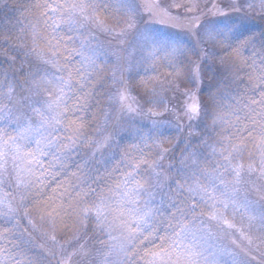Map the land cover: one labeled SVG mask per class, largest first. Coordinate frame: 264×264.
Masks as SVG:
<instances>
[{"label":"rangeland","instance_id":"obj_1","mask_svg":"<svg viewBox=\"0 0 264 264\" xmlns=\"http://www.w3.org/2000/svg\"><path fill=\"white\" fill-rule=\"evenodd\" d=\"M57 1L45 12L43 9L39 13L36 7L33 14L24 11L27 18L31 17L30 24L21 15L23 26L17 31L33 33H30L28 44L14 41V46L32 61L34 74L23 89L15 91L12 85L0 88V201L4 202L0 204V219L13 230L19 244L28 249L32 263L126 264L132 248L136 243L141 245L143 236L152 227L157 209L176 205L178 208L177 197L183 190L191 199L195 195L193 200L201 204L203 213L184 225L176 238H170L172 247L166 248L167 252L185 253L193 264H264L263 145L258 144L257 152L245 157L247 153L242 147L222 149L212 140H194L195 150L184 155L177 166L173 165L176 181L164 176L161 168L165 157L164 129L171 124L163 120V111L170 103L169 95L178 91V86L180 88L176 76L170 74L165 77L153 74L156 77L148 79L149 85L142 98L130 95L131 104L124 102L123 92L122 96L109 93L106 101L113 108L120 105L123 116H116L114 129L110 126L111 133L106 127L96 129L100 136L91 150L80 148L86 156L84 163L81 162L85 179L82 186L87 188L93 186L91 182L102 178V167L115 159L122 139H130L134 149L147 150L132 168L135 172L122 179L112 194L100 201L82 199L78 206H69L75 211L70 209L68 216L72 218L61 234L58 232V228L61 229L59 218L53 220L49 216L47 221L39 222L40 213L27 206L31 192L41 191L42 196L47 191L45 187L50 179L49 174L42 171V163L49 159L61 160L58 158L64 151L59 149L62 142L74 143L61 137L66 117L64 107L70 95L69 80L62 78L63 69L58 58L63 47L74 50L82 80L87 76L91 79L105 68L104 75L114 83L123 67L127 75L140 70L146 63L155 70L158 62L165 58L177 67L180 57L185 55V46L192 45L187 31L196 37L200 34L202 40L213 37V31H206L203 22L206 11L216 3L226 2L235 11L254 16L256 12L264 13V0ZM7 4V0H0V11ZM31 11L29 8L28 12ZM237 13H232L235 20L241 16ZM61 33L63 39L58 41ZM53 101L57 103L50 109ZM108 106L107 103L105 116L101 115L106 121L112 111ZM190 106L197 109L191 113L198 117L197 125H201L203 131L208 132L210 126L218 122L207 114L205 107L197 103ZM103 121L98 125H103ZM91 142L83 145L88 149ZM149 150L152 155H148ZM69 152V149L64 151V157ZM78 154L76 150L67 158L77 160ZM130 162L123 161L120 165L126 167ZM24 168L35 172L30 180L42 176L44 182L37 186L30 184L27 188L21 186L18 175ZM143 169H149L150 175L132 177ZM197 187L204 199L190 193V188ZM170 200L173 203L169 205ZM139 248L142 252L139 263L146 264L153 258V252L145 257L144 247ZM160 254L159 264H173L176 259L175 255H166L165 250ZM3 259L0 254V263H7Z\"/></svg>","mask_w":264,"mask_h":264},{"label":"trees","instance_id":"obj_2","mask_svg":"<svg viewBox=\"0 0 264 264\" xmlns=\"http://www.w3.org/2000/svg\"><path fill=\"white\" fill-rule=\"evenodd\" d=\"M54 2L58 1L7 0L8 4L0 11V88L12 85L15 91H18L21 87L23 89L28 85V78L34 74L33 63L21 53L18 47L14 46V43L28 44L30 33L33 32L17 31L23 26L21 15L29 22L31 17L29 15L27 18L26 14H33L34 7L39 13L43 9L45 12V9ZM29 8L32 9L31 13L28 12ZM240 11H235V8L226 2L216 3L214 7L206 11V21L203 22L206 31H213L212 39L202 40L200 34L196 37V34L187 31L192 45L185 46V55L180 57L177 67L173 66L172 60L169 61L170 59L166 58L158 62L155 70L151 68L150 63H146L140 70L127 75L123 67L119 79L114 83L104 75L105 68L97 75L96 73L92 75L91 79L87 76L85 80H82L77 69L74 50H69V47L66 50L64 47L61 49L59 54L61 56L58 58L63 71L60 70L63 73L62 78L66 77V80H69L70 87V95L64 107L66 117L61 129V137L65 141L74 143L62 142L58 148L62 151L69 149L70 152L64 157L63 151L58 158L61 160L53 162V159H49L41 165L42 171L49 174L50 180L45 187L47 191L42 196H40L41 191L31 192L27 202V206L30 205L33 212L40 213L37 216L39 222L48 220V214H41L44 201L48 196L55 195L62 198L68 205L69 193L74 194L78 187L82 186L85 179L82 175L81 162L84 163L83 158L86 156L80 148L91 150L100 136L96 133V129L102 130L106 127L107 132L111 133L110 129L116 124L114 120L116 116L119 118L123 116H121L123 110L120 109V105L113 108L111 103L106 101L108 94L111 93L113 96L123 92L124 96H120L123 97L124 102L128 101L131 104L133 100L131 96L142 98L149 85L148 79L153 80L156 76L165 77L166 74H170L176 76L175 81L180 84L178 91L169 95L170 103L163 111V120L171 124L164 129L165 157L161 162L164 176L176 181L177 173L173 174V165L177 166L183 160L184 155L195 150L194 140L203 142L212 140L217 148L222 149L227 146L242 147L247 153V155L244 154L245 157L250 152L255 154L260 144L264 148V13L256 12L253 13L254 16H250V13L242 14ZM236 12L238 15L241 13L238 20L232 18V13ZM221 13L222 15H219ZM186 28L190 30L189 26ZM59 35L60 39H57L61 41L63 33ZM167 62L169 65H166ZM107 103L112 111L110 118L106 121L101 115L105 116ZM194 103L201 108L205 107L211 118L218 119V122L210 126L208 132L203 131L200 128L201 125H197L198 117L192 115L189 110V106ZM102 120H104L103 125L99 126L98 123ZM90 140L92 142L87 149L83 143ZM134 146L128 138L119 142L115 159L104 164L105 166L101 169L104 175L101 179L91 182L93 186L89 188L91 191L84 200H96V198L98 201L102 200L117 189L122 179L130 176L133 171L135 172L132 168L147 150L134 149ZM71 150H73L72 154ZM76 150L79 158L69 160L67 157L75 154ZM148 155H152L151 150L148 151ZM127 160L132 162L122 167L120 162ZM136 172L137 175L132 177L150 175L149 169ZM170 185L173 186V182ZM53 189H56L55 193ZM65 189L68 191L65 192ZM177 202H179L178 208L176 205L169 209H157L152 227L143 236L140 241L141 245L136 243L132 248L129 255L130 261L128 260L126 264H141L142 261L139 263L142 256L140 246L141 249L143 246L144 252H147L145 257L150 251L166 250L171 246L170 238H176L179 230L189 224L191 219H197L202 212L201 204L191 199L183 190L178 195ZM171 203H173L172 200L169 205ZM70 209L75 211L74 208L68 207L66 214L59 217L61 229L58 228V232L60 234L68 228V223L72 218V215L68 216ZM164 210L165 213L159 214ZM8 227L0 219V254L3 260H7L8 264H33L32 257L28 256V249L23 244H19L18 238L12 234L13 230H9ZM134 254L135 260L133 259Z\"/></svg>","mask_w":264,"mask_h":264},{"label":"snow or ice","instance_id":"obj_3","mask_svg":"<svg viewBox=\"0 0 264 264\" xmlns=\"http://www.w3.org/2000/svg\"><path fill=\"white\" fill-rule=\"evenodd\" d=\"M57 101H53L49 108H53L56 105ZM189 110L192 112H195L197 109L195 106H189ZM19 151V149L17 150ZM43 175V174H42ZM30 176H35V172L31 168H24L21 170V174L18 175V183L27 188L31 184L32 186H37L38 184H42L44 181L41 177H36L35 180H30ZM68 190L65 189V192ZM90 189L84 186H81L79 190L75 191L73 193H69V204L66 205L64 203V200L62 198H58L55 195L48 196L44 201V207L42 209L43 212L48 214L53 220H56L59 217H62L64 214H66L68 207L72 205H79V202L87 197L89 195ZM190 193L199 194L201 199H204V195L202 194L201 190L197 188H190ZM53 192H56V189H53ZM63 195V194H61ZM195 199V195L192 197ZM3 201H0V204H3ZM10 207V206H9ZM84 211H87V209H83ZM214 218V217H213ZM166 255L172 256L175 255L176 259L173 262V264H193V261L191 260V257L186 255L185 253L173 250L172 252H167L165 250ZM152 259L146 261V264H159V261L161 259L160 252H153L151 253Z\"/></svg>","mask_w":264,"mask_h":264}]
</instances>
